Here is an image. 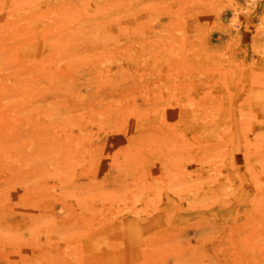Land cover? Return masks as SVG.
I'll return each mask as SVG.
<instances>
[{
  "label": "rangeland",
  "instance_id": "1",
  "mask_svg": "<svg viewBox=\"0 0 264 264\" xmlns=\"http://www.w3.org/2000/svg\"><path fill=\"white\" fill-rule=\"evenodd\" d=\"M251 1L0 0V264H264Z\"/></svg>",
  "mask_w": 264,
  "mask_h": 264
},
{
  "label": "bare ground",
  "instance_id": "2",
  "mask_svg": "<svg viewBox=\"0 0 264 264\" xmlns=\"http://www.w3.org/2000/svg\"><path fill=\"white\" fill-rule=\"evenodd\" d=\"M251 0H249V3L251 4H254V1L250 2ZM252 6V5H251ZM243 8H248L246 6H244ZM263 11H264V8L262 7ZM236 10V9H235ZM235 12V11H234ZM232 17V16H231ZM236 17V16H235ZM231 19V18H230ZM260 23L256 26V32L262 36V39L264 41V13L261 15L260 17ZM231 25L230 27H236L239 25L238 21H235L233 18L231 19ZM264 49V48H263ZM263 51V50H262ZM253 92H254V96H253V100L254 101H263L264 100V86L262 85H259V86H255L254 89H253ZM208 128H205V127H201V130L203 132L202 134V138L206 137V136H209V132L207 131ZM212 135V134H211ZM219 171V169H218Z\"/></svg>",
  "mask_w": 264,
  "mask_h": 264
}]
</instances>
